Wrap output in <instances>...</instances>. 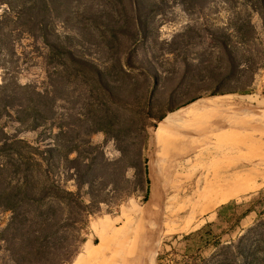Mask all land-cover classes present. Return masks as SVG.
I'll return each mask as SVG.
<instances>
[{"label": "rangeland", "instance_id": "374dc122", "mask_svg": "<svg viewBox=\"0 0 264 264\" xmlns=\"http://www.w3.org/2000/svg\"><path fill=\"white\" fill-rule=\"evenodd\" d=\"M13 1L20 4L18 0ZM105 1L61 0L56 6L60 11L58 16L52 12L57 33L61 37L67 35L73 38L72 46L65 39L64 44L98 60V64L104 63V59L95 43H103V29L94 23H80L79 20L84 16L100 18L102 11L110 8ZM149 1L156 3L159 10L142 15L148 25V33L138 38L137 42L128 36L120 37L121 48H131L134 52L131 57L129 53L125 54V59L135 69L125 67L126 74L120 73L119 83L115 82L125 89L124 94H129L135 88L139 95L146 73H151L154 67L159 76L158 81L149 80L152 97L146 109L152 118L147 123L152 126L147 130V166L157 150L154 139L160 116L165 117L171 110L183 107L191 99L224 95H230L232 99L179 127L180 137L179 141L176 140L178 145L173 142L175 145L172 143L171 147H167L158 160L159 194L156 206L151 210L153 214L149 213L140 225L137 226L140 218L138 209L144 207L150 197L149 171V196L146 202L142 200L144 190H139L116 207L101 206L98 213L89 217L84 229L71 223H62L58 236L67 239V242L77 237L84 239L70 263L74 264L82 256L86 241L91 240L97 244L111 229L120 226L123 231L109 241L113 246L125 241L134 230L142 232L148 223V228L152 226L154 232L159 231V239L154 241L156 247L153 264H167L159 262L161 258L172 261V264H239L233 262L234 257L226 247L237 243L254 224L264 223V27L261 18L242 0H208L201 9L194 10H186L174 0H165L163 3ZM76 8L78 11L75 14L69 11H76ZM2 9L4 5L0 11ZM240 27H244L243 30ZM85 28L91 32L89 38L81 33ZM108 36L105 33V37ZM225 37L235 61L244 67L246 63L254 64V69L258 68L255 74L248 69L241 73L232 69L220 45ZM13 38V50L0 53V84L34 85L39 90H45L46 72L51 70L43 59L46 48L41 41L26 35ZM253 77L249 94L227 93L232 91L236 83L249 82ZM109 80L113 83L112 78ZM78 86L81 85L78 83ZM213 92L224 94L213 95ZM56 105L59 113H64L69 106L66 101H58ZM135 120V126L139 128L141 123L137 122V118ZM1 123L10 135L18 136L31 145L46 144L52 140L49 135L51 126L43 125L32 131L29 120L26 125H19L11 117L3 118ZM89 138L93 145L98 146L92 156L101 151L108 160H116L120 156L114 140L103 132H95ZM257 169L262 171L261 178ZM95 171L100 174L101 167H96ZM132 174V170L127 172L128 177ZM221 178L224 180L221 181ZM66 186L73 189L71 182ZM235 186L238 189L249 186L255 189L249 187L248 191L222 202L226 193H232ZM219 190H222V194ZM247 210L253 213L243 218V229L239 232L235 223ZM10 217V212L0 210V231L6 228ZM217 241H220L219 245L215 244ZM0 264H10L4 247L0 249Z\"/></svg>", "mask_w": 264, "mask_h": 264}, {"label": "trees", "instance_id": "16d2710c", "mask_svg": "<svg viewBox=\"0 0 264 264\" xmlns=\"http://www.w3.org/2000/svg\"><path fill=\"white\" fill-rule=\"evenodd\" d=\"M18 1L20 4L0 0V9L4 5L0 11V53L13 50L14 36L26 35L41 41L46 48L44 62L51 70L46 72L45 90L34 85L0 84V210L11 213L6 228L0 231V249L4 247L10 264H70L84 239L77 237L67 242L58 236L62 223L84 229L89 217L103 205L116 207L139 190H144L142 200L148 199L150 181L145 151L147 130L152 125L147 123L150 117L146 108L152 97L149 80L158 81L159 76L154 67L146 73L139 95L135 88L124 94L125 89L117 83L119 74H126L125 67L135 69L125 59V54L131 57L134 52L121 48L120 37L128 36L137 42L145 36L148 25L142 15L159 10V6L149 0H106L110 8L102 11L100 18L82 17L80 23H94L103 29V43H95L104 59L98 64V60L65 45L63 39L72 46L73 38L61 37L55 30L52 12L58 16L56 6L61 0ZM174 1L186 10H194L201 9L208 0ZM242 1L258 13L264 27V0ZM69 11L75 14L78 10ZM85 29L81 33L89 38L91 32ZM220 45L232 69L239 73L247 69L253 74L258 71L254 64L246 63L244 67L235 61L227 37ZM253 80L254 77L249 82L236 83L227 93L247 95ZM217 94L224 93L213 92ZM58 101L68 103L64 113L58 112ZM5 117L19 125H26L29 120L32 131L51 126L52 140L31 145L10 135L1 123ZM136 118L141 123L139 128L134 123ZM95 132H103L114 140L120 153L116 160L106 159L102 151L92 156L98 146L89 137ZM99 166L102 171L97 174ZM129 170L133 171L131 177L127 176ZM68 182L73 189L66 186ZM226 250L234 257L233 262L264 264V223L254 224Z\"/></svg>", "mask_w": 264, "mask_h": 264}, {"label": "bare ground", "instance_id": "6f19581e", "mask_svg": "<svg viewBox=\"0 0 264 264\" xmlns=\"http://www.w3.org/2000/svg\"><path fill=\"white\" fill-rule=\"evenodd\" d=\"M230 99H232V96H230V95L213 96V97H210V98L198 99V100H195V101L185 105L184 107L179 108L178 110H176V111H174L172 113L167 114L162 120L159 121L158 127H157V129L155 131V139H154L155 146L157 147V150H156V152L154 151L155 153L153 154L151 159L148 158V159H150V161L148 162V171H149V176H150V179H151L150 197H149V200L144 205V207H142L141 209H138V211H139L138 214H140V218H139L138 223L136 222L137 226L140 225L141 221H145V219L149 216V213L153 214V213H151V210L154 208V206H156L157 199H158V194H159L158 173L160 172V165H158V160L161 159V155L165 151V149L167 147H169V146L170 147L172 146L173 142L177 143V145H178V141H179L178 139L180 137L179 127H181V125H183L185 122L195 119V117L197 115H199V114H201L203 112L212 111V109H215L216 107H221V106L227 104L228 101H231ZM262 111L264 112V110H262ZM176 140H178V141L176 142ZM175 143H173V144L175 145ZM216 151L217 150L215 149V153H216ZM228 151H230V149ZM210 154H212V153H210ZM186 155H184V156H186ZM163 158H165V157H163ZM261 161H259V162H261ZM253 168H254V166H253ZM255 169H254V171H255ZM247 170H248V168H247ZM262 170H264V169H262ZM238 171H236V172L238 173ZM258 171L260 172L261 170H258ZM232 172H230V173L233 174ZM261 172H260V175H258L259 177L262 176ZM240 173H241V170H240ZM254 175H255V177L257 176L256 174H254ZM251 176H252V174H251ZM216 178H218V177H216ZM222 179L223 178H221L220 180L222 181ZM220 180H218V182ZM236 180H234V181H236ZM242 180H243V178H242ZM255 180H257V178ZM240 181H241V179H240ZM244 182H246V181H244ZM233 183H235V182H233ZM207 184H205V185H207ZM223 184H225L224 181H223ZM227 184L229 186V183H227ZM230 184H231V182H230ZM250 184L254 185L252 183H250ZM210 185L208 187H210ZM245 185H247V184H245ZM225 186H226V184H225ZM238 186H240V184ZM249 187H252V186H249ZM249 187H244V188L238 189L235 186V190L236 191L233 189V190H231L232 193L230 192L231 194L230 193H226L227 197L225 196V199L222 202H225V201H227V199L235 197L239 193H242V192L244 193V191H248L250 189ZM252 188H254V187H252ZM227 189H228V187H227ZM216 191H218V190H216ZM221 194H222V192H221ZM221 194H220V196H221ZM137 220H138V218H137ZM126 221H129V219H126ZM119 227L116 226V228L111 229L108 232V234L104 235L103 237H101L99 239V242L97 244H93L91 242V240L86 241L85 250H84L82 256L78 260H76L74 262V264H153L152 262H153V258H154V254H155V247H156L155 244H154V241H157L159 239V231L158 232H154V228L152 226H150V228H148V223H146V226H145V228L143 229L142 232L134 230V232H130L131 235H129L125 239V241H122L119 244L111 246V243L109 242V241H111V237H115L116 235L119 234V232L121 233L123 231V229L119 228ZM133 227H135V225ZM151 230H153V233H152ZM127 231L128 230H126L125 232H127ZM116 243H118L117 240H116Z\"/></svg>", "mask_w": 264, "mask_h": 264}, {"label": "crops", "instance_id": "0c3cea01", "mask_svg": "<svg viewBox=\"0 0 264 264\" xmlns=\"http://www.w3.org/2000/svg\"><path fill=\"white\" fill-rule=\"evenodd\" d=\"M251 213H253V211H249V212H246L244 215L242 214L241 216H240V218H239V220H238V222L237 223H235V227L236 228H238L239 230V232H242V229H243V226H242V221H243V218H246L248 215H250ZM219 237V236H218ZM163 261H164V263H167L168 264V260H166V258H161L160 260H159V262H161V263H163ZM169 264H172V261H170L169 262Z\"/></svg>", "mask_w": 264, "mask_h": 264}]
</instances>
